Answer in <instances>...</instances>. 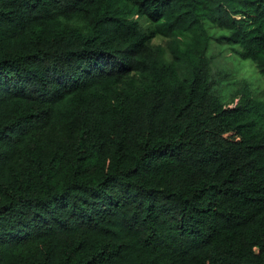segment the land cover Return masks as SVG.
<instances>
[{"label": "trees", "instance_id": "1", "mask_svg": "<svg viewBox=\"0 0 264 264\" xmlns=\"http://www.w3.org/2000/svg\"><path fill=\"white\" fill-rule=\"evenodd\" d=\"M211 44L264 79V0H0V264H264V101Z\"/></svg>", "mask_w": 264, "mask_h": 264}, {"label": "rangeland", "instance_id": "2", "mask_svg": "<svg viewBox=\"0 0 264 264\" xmlns=\"http://www.w3.org/2000/svg\"><path fill=\"white\" fill-rule=\"evenodd\" d=\"M152 45L165 47L166 38L155 36ZM213 78L218 80L219 94L228 96L245 83L255 98L264 101V79L258 74L253 63L235 57L228 47L211 44L208 52Z\"/></svg>", "mask_w": 264, "mask_h": 264}]
</instances>
